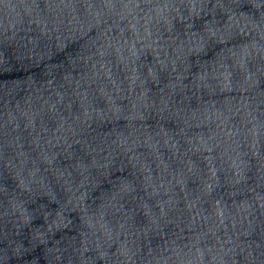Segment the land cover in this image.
Returning <instances> with one entry per match:
<instances>
[{
  "label": "water",
  "instance_id": "95a60500",
  "mask_svg": "<svg viewBox=\"0 0 264 264\" xmlns=\"http://www.w3.org/2000/svg\"><path fill=\"white\" fill-rule=\"evenodd\" d=\"M0 264H264V0H0Z\"/></svg>",
  "mask_w": 264,
  "mask_h": 264
}]
</instances>
